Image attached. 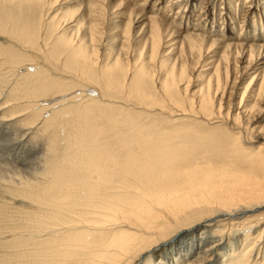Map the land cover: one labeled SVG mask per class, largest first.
I'll list each match as a JSON object with an SVG mask.
<instances>
[{
  "label": "bare ground",
  "instance_id": "bare-ground-1",
  "mask_svg": "<svg viewBox=\"0 0 264 264\" xmlns=\"http://www.w3.org/2000/svg\"><path fill=\"white\" fill-rule=\"evenodd\" d=\"M0 264H264V0H0Z\"/></svg>",
  "mask_w": 264,
  "mask_h": 264
}]
</instances>
